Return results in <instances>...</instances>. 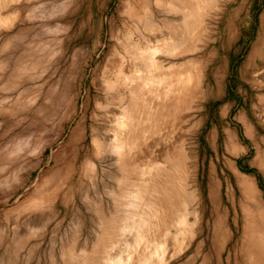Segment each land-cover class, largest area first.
Instances as JSON below:
<instances>
[{
    "label": "rangeland",
    "instance_id": "obj_1",
    "mask_svg": "<svg viewBox=\"0 0 264 264\" xmlns=\"http://www.w3.org/2000/svg\"><path fill=\"white\" fill-rule=\"evenodd\" d=\"M191 1L205 14L187 27L169 0H0V264H245L234 260L255 246L243 180L264 219V0ZM174 36L177 51L163 50ZM133 45L159 46L143 69L155 79L168 67L172 83L193 77L191 89L147 95L157 110L123 156L111 142L138 83L125 80ZM178 191L183 223L171 216L184 211ZM138 206L151 225L141 243L122 224Z\"/></svg>",
    "mask_w": 264,
    "mask_h": 264
},
{
    "label": "bare ground",
    "instance_id": "obj_2",
    "mask_svg": "<svg viewBox=\"0 0 264 264\" xmlns=\"http://www.w3.org/2000/svg\"><path fill=\"white\" fill-rule=\"evenodd\" d=\"M171 1V4L173 3L176 7H174L173 5V8H177L178 6H183V9H186L187 11H183L185 12L183 15H182V20L184 23H186L185 25L187 27L189 26H193L194 24H198L200 22L197 23L198 19L197 18H204L203 15V12L201 13V6H198L196 5L195 3H193V1L191 0H183V1H180V0H169ZM197 1V0H196ZM205 1V0H204ZM213 1V0H212ZM131 2V1H130ZM159 2V1H158ZM164 4H168V2H163ZM205 3V2H204ZM2 4V3H1ZM170 4V6H171ZM212 4V3H210ZM1 6V5H0ZM4 5H2L3 7ZM208 6V5H207ZM181 8V7H180ZM204 8V6H203ZM170 9V8H169ZM179 9V8H177ZM209 9V8H208ZM167 10V9H166ZM173 10V9H172ZM180 11V10H179ZM207 11V9H206ZM209 11V10H208ZM171 13V9L169 11ZM174 13L175 10L173 11ZM178 12V11H177ZM168 14V13H167ZM173 13H171L172 15ZM202 14V17H200ZM177 15V13H176ZM180 15V14H179ZM164 16V15H163ZM175 16V15H174ZM0 17H1V11H0ZM169 17V16H168ZM180 17V16H179ZM167 18V17H166ZM173 18V17H172ZM1 19V18H0ZM178 19V18H177ZM202 19H200L199 21H202ZM204 20V19H203ZM148 21V20H147ZM165 21V20H164ZM171 21V20H170ZM176 21V20H175ZM179 21V20H178ZM172 23H175L173 20L171 21ZM196 22V23H195ZM163 23V22H162ZM165 23V22H164ZM167 23V22H166ZM168 24V23H167ZM170 24V22H169ZM178 25V23H176ZM180 24V23H179ZM184 25V24H183ZM202 25V24H201ZM229 25V24H228ZM153 26H157L156 25H153ZM152 26V27H153ZM175 26V25H173ZM203 26V25H202ZM207 26V25H206ZM160 27H163V26H160ZM181 27V26H180ZM208 27V26H207ZM166 28H169V27H166ZM165 27V31L167 30ZM184 28H186L184 26ZM196 28V27H195ZM158 29V27H157ZM160 29V28H159ZM162 28V31L164 30ZM172 29V28H170ZM175 29V28H174ZM204 29V28H203ZM177 30V29H176ZM174 30V31H176ZM223 30V29H222ZM164 31V32H165ZM170 31V30H168ZM182 31V30H180ZM179 31V33H180ZM188 31V30H187ZM193 31V30H192ZM161 32V31H160ZM164 32H161V35H163L162 33ZM167 32V31H166ZM165 32V33H166ZM183 32V31H182ZM181 32V33H182ZM127 33V32H126ZM187 33V32H186ZM171 34V33H170ZM189 34V33H188ZM129 35V34H128ZM160 35V36H161ZM172 35V34H171ZM170 35V36H171ZM174 35H177V34H174ZM184 35V34H183ZM130 36V35H129ZM158 36V35H156ZM166 36V35H165ZM186 36V35H185ZM189 36V35H188ZM164 37V36H163ZM178 37V36H176ZM180 37V35H179ZM178 37V38H179ZM129 38V37H128ZM157 38V37H156ZM181 38V37H180ZM184 38V37H183ZM131 39V38H130ZM129 39V40H130ZM166 38H164L163 40H165ZM192 39V38H191ZM159 40V39H157ZM156 40V41H157ZM162 40V41H163ZM167 40V39H166ZM189 40V39H187ZM133 41V40H132ZM168 41H170L171 43H166V46L163 48V50H176L177 51V48H178V39L175 38H172L170 37L168 39ZM173 41V43H172ZM185 41V40H184ZM191 40H189L190 42ZM140 42V41H139ZM164 42V41H163ZM180 42V41H179ZM187 42V41H185ZM188 43V42H187ZM124 44V43H123ZM133 44V43H132ZM158 44V43H157ZM141 45V43L139 44ZM134 46V45H133ZM131 46L129 49H127L130 53H133V57L135 58H138L137 60V64L136 65V72L135 74H133L132 72H130L131 74H127L126 75V78L125 80H130V79H137L138 82L137 85H133L131 86L129 89H128V92L126 93V96L124 99L123 102H122V105H121V108H120V111H119V126L117 127V129H113V130H118V131H115L114 133V137L112 139V142L111 144H113L118 152L119 155H123L122 151L124 150V148H129L133 142H132V139L131 137L133 136L132 134V131L134 129L136 130H139L140 128V124H145V122L150 118V116L152 117V112L153 111H156L155 108L153 109V105L151 103V108L148 109V97L150 98V101H152L151 99H154L153 95H156L157 97H160L159 94H164V95H167L168 91L174 89L175 91H184V90H188V89H191L192 87H189L188 88V82L192 79L193 75H190L188 74L189 76H187L186 74L183 75L182 72H179L178 76L175 78V81L174 83L173 82V71L170 70H167L168 68H166V70L163 69L164 73H162L163 75L161 76L160 79H155V73H156V70H143L144 69V66H147V64L149 65V56H148V53L149 52H153L154 49H158L159 46H156L154 45V47H144L143 45V48L141 46ZM198 47V46H197ZM191 49V48H190ZM126 50V51H127ZM147 53V55H146ZM191 58L194 59V57L191 56ZM175 61V60H174ZM190 61V60H189ZM189 61L187 63H189ZM192 61V60H191ZM181 62V61H180ZM170 63V62H169ZM167 63V64H169ZM175 63V62H174ZM179 62H177L176 65H178ZM185 65V61L183 62ZM192 63V62H190ZM158 64V63H157ZM166 64V65H167ZM183 64V65H184ZM162 65V63H161ZM165 65V64H163ZM162 65V66H163ZM174 64V66H176ZM150 66V65H149ZM182 66V65H181ZM187 66V65H186ZM164 67V66H163ZM166 67V66H165ZM173 67V66H172ZM171 67V68H172ZM185 67V66H184ZM152 68V67H151ZM174 68V67H173ZM172 68V70H173ZM182 68V67H181ZM186 68V67H185ZM141 69V70H140ZM153 69H154V66H153ZM162 69V68H161ZM175 69V68H174ZM177 69V68H176ZM180 69V67H179ZM159 71V70H158ZM115 72V71H114ZM185 72V71H184ZM172 73V75L170 74ZM190 73V72H189ZM122 74V72H121ZM124 74V73H123ZM133 74V75H132ZM157 74V73H156ZM161 74V73H160ZM160 74H158L160 76ZM176 75V74H175ZM200 75V74H199ZM116 76V75H115ZM199 79V78H198ZM124 80H122L123 82ZM133 81V80H132ZM128 82V81H127ZM131 83V82H130ZM129 84V83H128ZM127 84V85H128ZM135 84V83H134ZM164 84H167V88L163 87L162 88V85ZM161 85V86H160ZM128 87V86H127ZM187 88V89H186ZM159 89H163V93H160ZM190 91V90H189ZM192 91V90H191ZM182 93V92H181ZM148 95V97H147ZM147 98V99H146ZM156 106L155 107H158V103L155 104ZM160 106V105H159ZM120 130V131H119ZM122 131V133H121ZM80 138L79 134H75L71 140H70V145L73 146V145H76V141ZM226 140V139H225ZM91 142L96 146V147H99V148H104L106 149V142H103L102 140H99L98 136H93L91 137ZM230 142V141H229ZM113 147V146H112ZM115 150V151H116ZM98 151V150H97ZM96 151V152H97ZM100 152V151H99ZM124 156V155H123ZM122 157V156H121ZM146 168V167H145ZM148 168V167H147ZM5 179V177H3L2 181L3 182ZM134 185V184H133ZM136 189L134 190L136 195L139 197V199H141L144 195V193L147 191V186L144 185V186H139L137 183H136ZM241 185L243 186L244 188V192H245V195H246V199L247 201L249 202V204H247V207H248V214L250 213V216H251V219H250V226H251V231L249 232L248 230H246L244 232V234L246 235H249V240H250V243H253L255 246L254 247H249L247 248L246 253L245 254H241V256L239 258L235 257L234 256V260H235V263L237 262H241V263H245V264H264V253L261 251V253L258 254V244L259 242H264V219L261 215V204H260V201L257 199V197L255 196V193H254V187H253V183L249 182V181H246V180H243L241 182ZM172 188H173V183L170 182V184L166 185L164 187V201L166 202V206L169 208L170 206V209L169 210L170 212H168V210L166 211L165 213V216L169 215L171 212H172V209H173V205H172V201L170 200V195L168 194V192L172 191ZM153 189V188H152ZM128 193V192H127ZM129 194V193H128ZM127 194V195H128ZM152 194V192H151ZM181 193L178 191V195H180ZM184 195V194H183ZM183 195L181 194V198H182V201H183V206H184V211L182 212L181 210L178 211L181 207L179 206V204H177L175 206V212H173L171 214V216H174V213L175 214V218H177L178 222H186V215H185V209L187 208V203H188V200L186 199V201L183 200ZM129 196V195H128ZM135 196V195H134ZM149 197V196H148ZM147 197V198H148ZM157 197V196H156ZM146 198V202L147 201H150L149 199ZM124 199V198H122ZM135 199V198H134ZM136 200H131L130 201H127V203H130L132 204V206H135L136 205ZM138 201V200H137ZM143 201V200H142ZM181 201V202H182ZM145 202V201H144ZM151 204V203H150ZM135 208V207H133ZM122 209V208H121ZM131 209V208H130ZM128 210V209H127ZM121 211V210H120ZM124 211V210H123ZM148 211V210H147ZM120 213V212H119ZM140 213V214H139ZM125 214V213H124ZM137 214H139V218L137 219L136 216ZM153 214V213H152ZM132 215H135V216H132ZM122 216V215H121ZM128 216V215H126ZM124 217L123 216V219L124 218H127V217ZM150 216V215H149ZM149 216L148 214L146 213V211L142 210L140 206H138V209L136 212H134L133 214H131L130 218L131 219H128L127 218V222L125 223L123 221V225H129V228H133L136 230V235L134 236L136 242H140L143 237H144V233L143 232H140V230H144L145 229V226H149L150 223H149ZM162 218V217H161ZM167 220V219H166ZM153 222V221H152ZM167 222V221H166ZM169 223V222H168ZM189 223V222H188ZM153 225V224H152ZM144 227V229H143ZM151 227V225H150ZM149 227V228H150ZM171 227V226H170ZM108 228V227H107ZM116 229V226L114 227ZM154 228V227H153ZM152 228V229H153ZM106 229V228H105ZM140 229V230H139ZM170 229V228H169ZM189 229V228H188ZM121 230V229H120ZM120 230H116L117 232L120 231ZM122 231V230H121ZM145 231V230H144ZM173 231V230H171ZM176 231V230H175ZM111 232V231H110ZM123 232V231H122ZM134 232V231H133ZM169 233V232H168ZM173 234V232H171ZM179 232L176 231V234H178ZM117 234V233H116ZM126 234V233H125ZM132 234V232H131ZM114 235V234H113ZM127 235V234H126ZM130 235V234H129ZM134 235V234H133ZM132 235V236H133ZM109 236V235H108ZM130 236V237H132ZM112 236H109V239L111 238ZM179 237V236H178ZM106 238H104L105 240ZM108 239V238H107ZM104 242V241H103ZM106 243V241H105ZM141 243V242H140ZM248 243V242H247ZM103 244V243H102ZM136 244V243H135ZM249 244V243H248ZM132 245V244H131ZM134 245V244H133ZM138 248V247H137ZM264 249V248H263ZM85 250V249H84ZM105 250V249H104ZM135 250V249H134ZM103 251V250H101ZM142 251V250H140ZM232 253V251H231ZM102 254V253H101ZM140 254V253H139ZM215 256L216 258L214 259L215 261L216 260H219L218 259V252L216 251L215 253ZM235 254V253H234ZM103 255V254H102ZM105 255V254H104ZM144 255H146L144 253ZM81 257V256H80ZM129 257V256H128ZM140 257V256H139ZM161 257H162V254H161ZM79 258V257H78ZM105 258V257H103ZM131 258V257H130ZM102 259V257H101ZM120 259V258H119ZM75 260V259H74ZM98 260V259H97ZM105 260V259H104ZM133 260V259H132ZM143 261H146L147 260V257L146 256H143L142 258ZM76 261V260H75ZM74 261V262H75ZM96 261V260H94ZM246 261V262H245ZM79 264V261H76L75 263ZM88 262V261H87ZM132 262V261H131ZM82 263V262H80ZM89 263V262H88ZM94 263V262H93ZM121 261H114L111 257L107 258V260L105 262H101L99 264H120ZM123 263V262H122ZM72 264V263H71ZM83 264V263H82ZM87 264V263H85ZM96 264V263H95Z\"/></svg>",
    "mask_w": 264,
    "mask_h": 264
}]
</instances>
